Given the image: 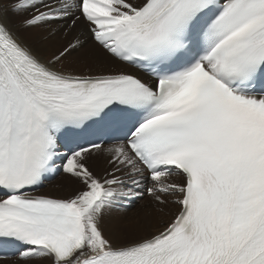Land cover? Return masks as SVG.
<instances>
[{
  "label": "snow or ice",
  "instance_id": "1",
  "mask_svg": "<svg viewBox=\"0 0 264 264\" xmlns=\"http://www.w3.org/2000/svg\"><path fill=\"white\" fill-rule=\"evenodd\" d=\"M58 21L88 35L42 62L20 30ZM59 173L82 188L34 194ZM145 185L178 210L118 243L105 213ZM0 246L29 264H264V0H0Z\"/></svg>",
  "mask_w": 264,
  "mask_h": 264
},
{
  "label": "bare ground",
  "instance_id": "2",
  "mask_svg": "<svg viewBox=\"0 0 264 264\" xmlns=\"http://www.w3.org/2000/svg\"><path fill=\"white\" fill-rule=\"evenodd\" d=\"M44 3L51 5V6H55V0H44ZM38 7H39L40 11L46 10L42 6L38 5ZM34 14H35V10L32 9V10H29L28 12L23 13L20 16L15 17L14 19L17 22H19V21H21L25 18H28ZM68 23H69V21H58V22L51 23V24H40L36 27L29 28V29H27L28 30L27 34L29 35L28 39H26L24 34L21 33V30H20L19 34L22 37V39L24 40V42L26 44H28L33 49L34 54L42 62H48L49 61V60H47L48 57L42 53H53V52H55L56 54H58V52L62 49V47L65 46L69 42V40L72 39L73 35H75L77 33H81V32H83L85 35H88L85 31V25L83 23H78L77 26L71 30H68L66 28V25ZM53 30H55V31L53 32ZM89 42L91 43V41H89ZM97 52H98V55L100 57L105 56V54L103 52H100L99 50H97ZM50 66L56 70L71 71V72H75V73L87 71V69L82 68V66L73 64L70 61H65V62H62L59 64H53ZM105 66L110 67V68H114V69L118 68V69L130 71V72H134V73L142 76L145 79H150L145 74L138 71L137 69H135L129 65L123 64L121 62H118V61H111L109 63H106ZM105 146L107 147L108 144H106ZM89 164H92V166L94 168V170L93 169L92 170L94 172L96 171L97 175H103L105 170H110V165L107 163V156L105 154H101L99 156H94L93 158H91L89 160ZM61 175H62V173H60L57 177H55L52 181H50L45 189L48 190L51 187V183H53L55 180H57V178ZM180 179H181L180 177H175V176L173 177V180H175V181H179ZM61 181H63V184H65L69 187V190H68L69 194H74L77 190L82 188V185L80 184V182L78 180H76L75 178L69 176V175L63 176V180H61ZM147 187H148V185H145L143 198L138 200L139 202H142V204H143L144 203L143 199L146 198L145 210H143V211L138 210V212H137L140 214L139 218L142 219V223H140V222L136 223V225H140V226L144 227L145 234L143 235V237L157 233V232H154L152 230L154 229L155 224L159 219H161V220L158 222V225H161L162 230H163V228L166 226V224L168 222L171 221V219L173 218V216L175 215V213L178 210V207L176 205L170 204L168 207L164 208L160 205L155 204L154 201H153V204H151V202H149V201L152 200V197L151 196L147 197V195H148V193L146 191ZM56 193H58V194H56ZM56 193L47 192L48 195H52V196L59 197V198H65V197L67 198L68 197L62 189H60L59 192H56ZM59 193H61V194H59ZM34 194H46V193H42V192L38 191L37 193H34ZM136 201L137 200L121 202V207H127V206L131 207L136 203ZM159 211H161L162 213H160ZM106 213H107V211H106ZM106 213H105V215H106ZM158 216H159V219L157 220ZM155 217H156L155 222L150 225L152 219ZM103 226L106 227V224H103ZM105 227H104L105 234L109 235L110 238L114 239L116 237H120L119 235L115 236L113 229L106 228V230H105ZM16 258H19V259L17 262H15V264H29L28 261H25L23 259L20 260L21 257L19 256V254L13 256L11 259H0V264H10L11 260L16 259Z\"/></svg>",
  "mask_w": 264,
  "mask_h": 264
},
{
  "label": "rangeland",
  "instance_id": "3",
  "mask_svg": "<svg viewBox=\"0 0 264 264\" xmlns=\"http://www.w3.org/2000/svg\"><path fill=\"white\" fill-rule=\"evenodd\" d=\"M21 33L24 34L26 39L29 38V35L27 34L28 33L27 29H21ZM42 54H44L48 57L47 60H50L51 57L56 53L53 52V53H42ZM88 163H89V161H88ZM89 166L91 169L94 170L92 164H89ZM95 173H96V171H95ZM63 176H67V175L62 173V175L59 176L57 178V180H55L53 183H51V187L48 190L43 189L40 192L46 193V194H47V192L56 193V192H59L60 189H62L68 197L71 196L72 194L68 193L69 187L67 185L63 184V181H61V180H63ZM56 194H58V193H56ZM59 194H61V193H59ZM147 197H150V196L147 195ZM145 200H146V198L143 199V201H144L143 204H142V202H139L137 200L136 203L131 207L130 206L121 207V204H120L119 206H116V207H113V208L107 210V213L104 216V220H103V224H106V227L103 226V228L105 227V230H106V228L113 229L115 236H118V235L120 236L121 235L120 228L125 227L128 229L129 235L132 238L143 237V235L145 234V229H144V227H142L140 225H136V223L137 222L142 223V219L139 218L140 214L137 212H138V210H140V211L145 210V208H146L145 207V205H146ZM149 202H151V204H153V199L150 200ZM159 212L162 213L161 211H159ZM158 219H159V216L157 217V220ZM155 220H156V217L152 219L150 225L153 224L155 222ZM160 220L161 219H159L156 222L155 227L152 231L158 232V231L162 230L161 225H158V222ZM107 236H109V235H107ZM114 240L118 243L124 241V240L119 239V237L114 238ZM124 242H126V241H124ZM18 259L19 258L12 259L10 264H15V262H17ZM21 259L22 258H20V260Z\"/></svg>",
  "mask_w": 264,
  "mask_h": 264
}]
</instances>
